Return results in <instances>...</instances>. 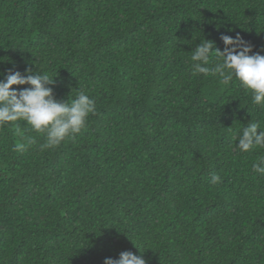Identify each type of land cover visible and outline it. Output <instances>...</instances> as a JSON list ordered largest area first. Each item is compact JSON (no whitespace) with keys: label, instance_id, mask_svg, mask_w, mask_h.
Masks as SVG:
<instances>
[{"label":"trees","instance_id":"16d2710c","mask_svg":"<svg viewBox=\"0 0 264 264\" xmlns=\"http://www.w3.org/2000/svg\"><path fill=\"white\" fill-rule=\"evenodd\" d=\"M237 33L264 55V0H0V80L48 73L54 99L96 103L50 150L0 126V264H264V149L233 141L264 107L190 59Z\"/></svg>","mask_w":264,"mask_h":264},{"label":"clouds","instance_id":"9594fccd","mask_svg":"<svg viewBox=\"0 0 264 264\" xmlns=\"http://www.w3.org/2000/svg\"><path fill=\"white\" fill-rule=\"evenodd\" d=\"M220 39L224 45L222 51H210L214 49V43L200 40L190 56L193 75L203 73L218 76L225 85L235 79L241 88L251 94L255 105L264 107V55L252 53L251 45L239 33L235 37L223 35ZM212 53L217 59L210 68L206 65L210 63ZM53 85L54 77L48 73L39 74L27 69L23 74L10 72L0 80V126L25 122L33 132L44 136V143L39 145L41 151L54 149L80 133L89 116L96 112L95 100L85 91L79 90L71 102H62L54 99ZM16 127L19 128V124ZM233 141L241 153L264 149V131L260 130L258 123L249 122L234 132ZM35 144L36 139L29 137L27 143L19 147L23 149ZM252 171L264 177V157L252 164ZM220 182L221 177L213 173L211 183L215 185ZM140 253L124 251L118 259L106 258L104 264H147Z\"/></svg>","mask_w":264,"mask_h":264}]
</instances>
